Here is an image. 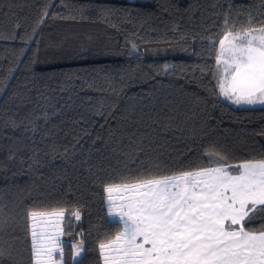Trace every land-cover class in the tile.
Here are the masks:
<instances>
[{"label": "trees", "instance_id": "obj_1", "mask_svg": "<svg viewBox=\"0 0 264 264\" xmlns=\"http://www.w3.org/2000/svg\"><path fill=\"white\" fill-rule=\"evenodd\" d=\"M229 10L264 20V0H0V216L17 218L0 246L28 264L27 210L79 208L78 261L102 264L98 242L121 227L104 184L207 167L213 150L264 158V105L216 87L210 38Z\"/></svg>", "mask_w": 264, "mask_h": 264}, {"label": "snow or ice", "instance_id": "obj_2", "mask_svg": "<svg viewBox=\"0 0 264 264\" xmlns=\"http://www.w3.org/2000/svg\"><path fill=\"white\" fill-rule=\"evenodd\" d=\"M221 28L210 38L219 43V95L236 105H264V20L257 25L251 13L240 20L229 10ZM205 156L207 167L165 176L137 173L103 185L107 217H118L121 227L98 242L102 264H264V226L246 227L264 218V158L230 164L215 150ZM81 218L79 208L67 214L63 207L28 209L22 218L28 264H67L62 237L72 235ZM16 222L0 216V234ZM76 236L71 257L82 264L83 231ZM17 255L0 246V264H21Z\"/></svg>", "mask_w": 264, "mask_h": 264}, {"label": "rangeland", "instance_id": "obj_3", "mask_svg": "<svg viewBox=\"0 0 264 264\" xmlns=\"http://www.w3.org/2000/svg\"><path fill=\"white\" fill-rule=\"evenodd\" d=\"M207 39H208L207 37H202L198 40V43H203ZM65 210H66V214H67V213H71L74 209H65ZM81 217H82V211H81ZM110 219L111 220H118V217H112ZM81 230H82V218H81V221H79V222L74 221V226L71 229L72 235H65L64 237H62L63 242L74 243L78 239V237L76 236V233L81 232ZM66 231H68V230L66 229Z\"/></svg>", "mask_w": 264, "mask_h": 264}, {"label": "crops", "instance_id": "obj_4", "mask_svg": "<svg viewBox=\"0 0 264 264\" xmlns=\"http://www.w3.org/2000/svg\"><path fill=\"white\" fill-rule=\"evenodd\" d=\"M223 97V96H222ZM225 100H227L228 102H230L231 104H233L234 106H241V107H251L249 105H236L234 103H232L230 100H228L227 98L223 97ZM255 106H262V105H255ZM81 211V210H80ZM82 231V230H81ZM83 254V253H82ZM82 256V255H81ZM80 258V257H79ZM78 258V259H79Z\"/></svg>", "mask_w": 264, "mask_h": 264}]
</instances>
